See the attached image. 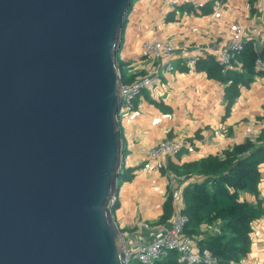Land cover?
I'll list each match as a JSON object with an SVG mask.
<instances>
[{
    "label": "water",
    "instance_id": "1",
    "mask_svg": "<svg viewBox=\"0 0 264 264\" xmlns=\"http://www.w3.org/2000/svg\"><path fill=\"white\" fill-rule=\"evenodd\" d=\"M132 0H0V264H126L110 201Z\"/></svg>",
    "mask_w": 264,
    "mask_h": 264
},
{
    "label": "crops",
    "instance_id": "2",
    "mask_svg": "<svg viewBox=\"0 0 264 264\" xmlns=\"http://www.w3.org/2000/svg\"><path fill=\"white\" fill-rule=\"evenodd\" d=\"M211 7L208 4L194 12L181 8L178 16L166 15L161 0H137L123 26L128 39L123 38L121 55L127 49L138 57L142 43L152 38L169 39L178 51L192 46L221 48L235 25H256L257 36L264 41V0H225L219 10ZM129 55H123L124 62L133 60ZM127 70L128 78L131 73ZM226 86L209 79L203 71L187 72L183 61L177 60L174 70L161 76L158 86L142 91L136 99L135 110L120 122L122 173L112 212L122 234L150 241L153 228L167 224H158L169 193L166 176L163 170L142 168L148 149L165 138L191 144L193 152L184 146L169 160V164L180 166L221 155L247 139L255 141L264 130V72L256 74L249 86H239V95L228 110ZM260 173L259 199L264 201V164ZM245 197L254 201L249 195ZM141 222L149 223L152 229L141 228ZM215 224L202 225L198 237L209 235ZM252 230L250 252L238 264H264V216L252 224Z\"/></svg>",
    "mask_w": 264,
    "mask_h": 264
},
{
    "label": "built area",
    "instance_id": "3",
    "mask_svg": "<svg viewBox=\"0 0 264 264\" xmlns=\"http://www.w3.org/2000/svg\"><path fill=\"white\" fill-rule=\"evenodd\" d=\"M134 1H131V8ZM224 1L161 0L162 13L166 15L173 13L178 16L181 8H187L194 12L202 10L208 4L212 5L211 8L214 10H219ZM129 12L126 15L125 23ZM257 32L259 31L256 25H249L248 28L235 25L224 46L217 49L192 46L189 49L184 48L178 51L169 39L152 38L145 40L142 43L141 53L138 57L128 63L123 60V64L130 70L132 80L123 83L121 72L120 106L115 115L117 122L120 124L124 118L135 110L136 99L142 91L153 90L159 85L161 76H165L174 70V63L177 60L183 61L187 72H193L201 59L212 56L221 67V73H225L227 70L241 72V64L237 61L236 55L243 50L244 46L251 42L254 50L258 53L264 48V41L258 38ZM120 36L121 43L118 54H120L123 45L124 30L121 31ZM255 72L256 74L264 72V57L256 59ZM184 146L187 150L193 152L194 147L191 144H182L165 138L148 149L145 154L142 164L144 170H163L165 173L172 212L166 225L155 227L149 233L150 241L121 233L126 264H155L172 252L176 253L178 262L182 264H217L218 262L217 258L213 257L208 250H200L196 240L185 233L189 218L183 213V192L190 182L199 181V179L195 176L177 175L169 170V160L176 157ZM121 168L122 160L120 174L122 173ZM117 195L118 190L112 195L111 208L117 200ZM216 224L217 226L211 229L210 234L219 233L220 223ZM139 226L145 230L152 229V226L147 222H141ZM252 240L253 238L250 237V241Z\"/></svg>",
    "mask_w": 264,
    "mask_h": 264
},
{
    "label": "trees",
    "instance_id": "4",
    "mask_svg": "<svg viewBox=\"0 0 264 264\" xmlns=\"http://www.w3.org/2000/svg\"><path fill=\"white\" fill-rule=\"evenodd\" d=\"M258 57H264V48L258 53L252 43L248 42L236 55L241 64V72L227 70L221 73V67L212 56L201 59L196 69L205 72L209 79L227 85L224 98L228 110L239 95V86L247 87L253 81ZM131 80V77H124L123 83ZM263 164L264 130L255 141L247 139L224 150L221 155H208L180 166L169 164L173 173L199 179L190 182L183 192V213L189 218L185 233L196 240L200 250H208L217 258V264H238L250 252L252 224L264 216V201L259 199L260 166ZM124 178L129 179L127 176ZM246 195L253 197L254 201L247 200ZM116 206L115 201L112 211ZM171 212L168 196L158 224L167 222ZM215 223H220L218 234L198 237L202 225ZM155 264L182 263L178 262L176 253L172 252Z\"/></svg>",
    "mask_w": 264,
    "mask_h": 264
},
{
    "label": "rangeland",
    "instance_id": "5",
    "mask_svg": "<svg viewBox=\"0 0 264 264\" xmlns=\"http://www.w3.org/2000/svg\"><path fill=\"white\" fill-rule=\"evenodd\" d=\"M134 1V0H133ZM137 2V0H135L134 1V3H136ZM126 39H128V35L126 34L125 36H124ZM124 48V47H123ZM125 54H130L129 56V59H135L134 57H133V55H135V53H131V52H128V50L126 49L124 52H123V50H122V55H121V53L120 54H118V56H117V60H118V65H119V67L121 68V71H122V77L124 78V77H127V74H128V70H127V68H126V65L125 64H123V55H125ZM132 60V61H133ZM131 61V62H132ZM121 182V178L118 180V183H120Z\"/></svg>",
    "mask_w": 264,
    "mask_h": 264
}]
</instances>
